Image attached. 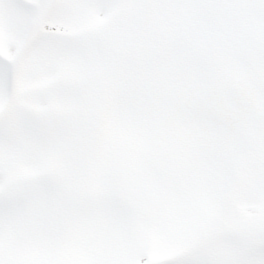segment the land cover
Here are the masks:
<instances>
[{
	"label": "snow or ice",
	"instance_id": "1",
	"mask_svg": "<svg viewBox=\"0 0 264 264\" xmlns=\"http://www.w3.org/2000/svg\"><path fill=\"white\" fill-rule=\"evenodd\" d=\"M0 264H264V0H0Z\"/></svg>",
	"mask_w": 264,
	"mask_h": 264
}]
</instances>
